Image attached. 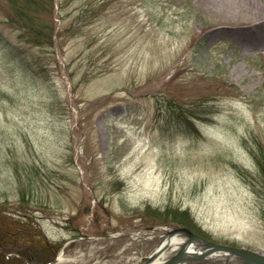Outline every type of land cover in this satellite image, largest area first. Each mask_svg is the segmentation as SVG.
I'll use <instances>...</instances> for the list:
<instances>
[{"label": "rangeland", "instance_id": "obj_1", "mask_svg": "<svg viewBox=\"0 0 264 264\" xmlns=\"http://www.w3.org/2000/svg\"><path fill=\"white\" fill-rule=\"evenodd\" d=\"M210 2L55 0L48 48L21 41L0 0V35L27 50L31 70L45 67L29 71L0 46L11 264L59 254L57 264H144L162 238L155 228L180 225L264 253V54L243 52L237 36L248 5ZM172 107L195 112L194 130Z\"/></svg>", "mask_w": 264, "mask_h": 264}, {"label": "trees", "instance_id": "obj_2", "mask_svg": "<svg viewBox=\"0 0 264 264\" xmlns=\"http://www.w3.org/2000/svg\"><path fill=\"white\" fill-rule=\"evenodd\" d=\"M11 7V14L8 17V24L12 25L15 29H19L20 40L24 41L30 45H35L39 47L50 48L54 44L55 32V21H54V3L55 0H6ZM0 46L2 49L9 54H12L14 59L19 60L22 65L26 66L29 71L35 72L40 75L45 67L43 65L38 66L39 69H30V63L24 59L23 53L25 51L17 44H13L8 38H4L0 35ZM36 64V63H35ZM37 65V64H36ZM35 68V67H34ZM172 118L176 124L185 125L187 130H194L192 126L191 118L195 117V112L184 111L181 108L172 107ZM191 127V128H190ZM257 158L259 160V172H263L262 182L264 184V159H262L261 154L257 153ZM30 185L19 186V201L23 203L26 201L27 191L30 189ZM180 217V215H178ZM176 218V217H175ZM184 218L185 217H181ZM183 219V220H184ZM30 220V219H28ZM31 221V220H30ZM183 222V221H182ZM186 223V222H183ZM9 227L2 225L0 226V264H11V258H17L15 256L7 257V253L12 250L13 246H8L7 240H3L6 236H16V232L8 230ZM22 232V231H21ZM43 243L42 239H39L38 246ZM57 244V245H56ZM36 249L39 250L40 247ZM56 247H59L58 243H55ZM50 247V246H49ZM41 248L46 250L43 245ZM52 248V247H50ZM49 250V249H47ZM10 259V260H8Z\"/></svg>", "mask_w": 264, "mask_h": 264}, {"label": "water", "instance_id": "obj_3", "mask_svg": "<svg viewBox=\"0 0 264 264\" xmlns=\"http://www.w3.org/2000/svg\"><path fill=\"white\" fill-rule=\"evenodd\" d=\"M173 237H182L183 239L176 243L178 246L176 251L166 257L161 264H186L191 261H206L208 259L224 260L226 264H264V253L262 252L208 239L183 225L174 226L163 232L160 243L147 256L145 264L165 253L169 246L174 244L170 242ZM164 240L166 242L162 244Z\"/></svg>", "mask_w": 264, "mask_h": 264}, {"label": "bare ground", "instance_id": "obj_4", "mask_svg": "<svg viewBox=\"0 0 264 264\" xmlns=\"http://www.w3.org/2000/svg\"><path fill=\"white\" fill-rule=\"evenodd\" d=\"M212 2L214 3L219 2L221 5H223V4H226L227 0H212ZM212 2L209 3L210 6L213 4ZM238 2L241 5L242 4H245L246 6L248 5L247 7L249 8V10L248 11L246 10L247 15L249 16V19L252 20L254 18V16L252 17L254 12L251 10V8L254 9L256 7L255 5L256 0H238ZM239 3L237 4V6L240 5ZM259 9L260 11L264 10V0L262 1L261 6L259 5ZM259 15L260 16L257 17L256 21L252 20L248 25L242 27V31L237 32V36L238 35L245 36V39H247V42L241 46L243 49V52H245L246 50H260L261 49L260 52L264 54V13L260 12ZM136 235L137 234H133L134 237ZM180 240H181L180 237L179 238L173 237L171 238L170 242L174 243L173 247H175L177 246L176 243H179ZM165 242L166 240H164L162 244H165ZM61 258H62V254H59L58 258L52 264H57V262H59ZM165 258H166V254L163 253L158 258L154 259L153 261L147 264H161L164 262ZM128 264H141V263H140V260L138 259L137 261L130 262Z\"/></svg>", "mask_w": 264, "mask_h": 264}]
</instances>
